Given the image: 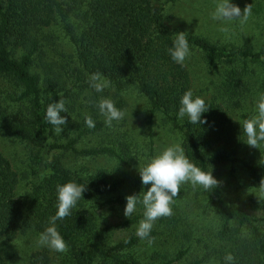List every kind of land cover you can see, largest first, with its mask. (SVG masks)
<instances>
[{
	"label": "trees",
	"instance_id": "1",
	"mask_svg": "<svg viewBox=\"0 0 264 264\" xmlns=\"http://www.w3.org/2000/svg\"><path fill=\"white\" fill-rule=\"evenodd\" d=\"M175 1L165 0L162 5ZM162 5H156L154 0H0V78L10 77L21 91L14 98L0 99V130L37 150L30 190L20 193L21 176L0 149V247L20 234H40L51 226L50 217L57 211V185L75 182L85 186L83 198L71 215L58 220L55 227L76 263L93 264L98 259L100 264H149L136 252L139 237L106 242L110 232L132 227L140 216L100 227L88 211L91 205L102 208L113 203L126 204V197L110 199L124 181L107 169L86 175L72 171L57 157L70 153L82 158L125 161L116 145L78 146L84 138L102 130L97 115L92 116L95 127L89 128L84 124V114H79L83 124L77 127L83 129L72 141L66 144L51 141L56 132L45 119L47 106L61 98L66 107L69 103L67 96L61 95L66 91L61 76L52 63L44 60L39 34L45 28L59 26L63 30L87 74L101 73L118 90L136 87L148 99L151 113H163L180 131L185 155L202 170L213 175L227 163L240 161L246 136L217 98L205 100L209 110L201 119L207 123L191 124L187 117L178 119L180 99L186 91L193 92V83L188 69L173 62L168 54L176 33ZM186 38L189 47L204 53L214 70L223 59L229 63L238 59L256 61L264 67V49L228 48L199 36L186 35ZM238 75L231 70L224 81L225 94H231V98L239 87ZM261 85L264 90V79ZM20 99L30 103L28 117L10 118L4 105L8 100ZM70 108L77 110L74 105ZM67 136L71 137L69 133ZM243 163L250 177L260 184L264 178V159L256 164ZM202 194L207 206L214 208L220 228L217 239L206 243L191 264H225L224 258L229 253L234 257L233 264H264V231L258 218L232 200L219 185L208 190L202 188ZM155 236L151 230L150 238ZM72 245H77L74 252ZM50 252L46 248L35 257L50 264ZM184 255L181 253L177 259L166 257L163 264H173ZM152 259H158L157 253ZM0 264H5L1 255Z\"/></svg>",
	"mask_w": 264,
	"mask_h": 264
},
{
	"label": "rangeland",
	"instance_id": "2",
	"mask_svg": "<svg viewBox=\"0 0 264 264\" xmlns=\"http://www.w3.org/2000/svg\"><path fill=\"white\" fill-rule=\"evenodd\" d=\"M163 2L165 0H154L156 5H162ZM217 2L218 0H176L162 6L176 34L185 32L186 35L203 37L221 47H249L255 51L263 50L264 0H230L241 10L249 4L252 5V15L243 24L238 21L221 22L211 19L210 13L214 11ZM222 27H227L228 31H221ZM39 35L44 60L52 63L54 71L61 76L66 88L61 95H66L69 103L68 113L64 112L62 115L67 118V124L51 141L64 144L72 141L70 139L77 137L78 132L83 129L77 127L83 124L79 114H84V118L97 115L98 120L102 121V130L84 138L78 146L86 148L101 143L116 145L117 151L122 154L125 161L110 157L82 158L70 153L58 154L57 157H60L64 165L72 171L86 175L98 169H107L113 176L123 180V187L110 196V199L115 200L118 196L127 197L134 193L139 195L146 191L147 188L143 186L138 172L139 165L143 166L169 145L177 143L182 145L180 131L163 113L152 114L148 99L134 86L118 90L110 84L101 93L92 89L88 83L89 74L81 68L73 45L59 26L45 28ZM190 52L191 55L186 59L184 66L191 75L194 97L199 96L205 100L217 98L228 109V113L237 125H241L239 121L243 120V115L251 118L256 114V101L259 95L264 93L261 85L264 79V67L260 62L238 59L235 63H229L223 59L219 62L217 70H214L208 64L204 53L195 48H190ZM40 68L38 71L41 70ZM231 70L238 72L237 79L240 78L239 87L235 88V96L232 98L231 94H225L224 85ZM20 92L16 82L10 77L0 78V99L14 98L15 94ZM101 97L112 99L118 109L125 111V117L118 122L113 121L111 127L105 125L104 118L94 104L88 103V101L98 102ZM29 104L27 100H8L4 109L9 117L15 116L21 120L28 117ZM72 105L77 110L73 111L70 108ZM68 133L71 137L67 136ZM0 149L21 176L19 192L29 191L32 171L36 166L34 159L36 148L27 142L5 136L1 129ZM239 159L238 162L227 163L213 176L232 200L258 218L264 231V198H260L259 184L250 177L243 163V161L249 164L261 162L264 159V143L261 144L260 149L245 143ZM125 207L126 204L117 203L102 208L91 205L88 211L95 224L105 227L129 219L124 215ZM172 210L173 214L170 217L155 221L152 228L156 234L154 242L149 245L147 240L140 239L136 248L141 259L149 264H163L167 261L166 257L177 259L181 253L185 255L173 264H191L201 255L206 243H212L217 239L220 222L214 208L207 206L201 187L183 185L180 195L174 198ZM143 211V206L138 203L131 218L140 216L143 219ZM138 224L139 222L128 229L110 232L106 242L114 243L129 236H136ZM38 236L39 234L28 232L18 235L13 241H4L0 247V255L5 264H43L35 257V254L43 253L46 249L36 248L35 240ZM76 247L77 245L75 247L72 245L73 252ZM71 253L69 248L66 253L50 252L52 258L50 264H77ZM155 253L157 260L152 259ZM100 262L101 260L97 259L93 264Z\"/></svg>",
	"mask_w": 264,
	"mask_h": 264
},
{
	"label": "clouds",
	"instance_id": "3",
	"mask_svg": "<svg viewBox=\"0 0 264 264\" xmlns=\"http://www.w3.org/2000/svg\"><path fill=\"white\" fill-rule=\"evenodd\" d=\"M252 15V5H247L243 10L230 0H218L214 11L210 13L211 19L221 22L238 21L240 24L246 23ZM221 31L227 32V27H222ZM172 46L167 51L173 62L184 66L186 59L191 55L188 40L185 32L173 35ZM89 86L96 92L101 93L110 86V82L101 73H93L88 77ZM93 103L99 114L104 118L107 127H111L113 121H120L125 117V111L118 109L114 101L110 98L101 97L98 102ZM256 114L251 118L239 121L242 132L246 136L245 143L253 148H259L264 143V93H261L255 104ZM209 110L205 99L193 97L191 90L186 91L180 99L178 119L187 117L191 124L207 123L202 120V114ZM62 112L68 113L64 99L53 102L47 106L45 119L51 124L57 134L63 131V126L67 124V118L61 116ZM85 126L95 127V122L91 116H86ZM139 175L146 191L137 195L126 197L127 203L124 215L131 218L136 211L137 204L144 208L143 219L139 221L136 229V236L141 240H147L151 245L154 238H150V233L155 221L173 214L172 204L174 198L180 195L181 187L190 184L193 188L201 187L204 190L217 187L219 181L190 161L185 155V150L180 144H173L165 147L160 153L150 158L143 166L139 165ZM151 185V187H147ZM260 198H264V178L259 184ZM85 186L75 182H67L57 185V211L50 217L51 226L47 227L35 240L36 248H47L52 252L66 253L68 245L58 232L55 224L58 220H63L71 215L72 209L76 207L78 201L83 198ZM225 264H233L234 257L231 253L225 256Z\"/></svg>",
	"mask_w": 264,
	"mask_h": 264
}]
</instances>
